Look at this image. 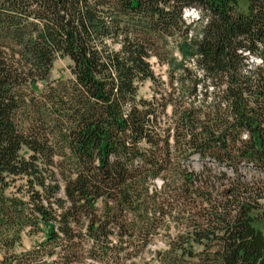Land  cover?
Instances as JSON below:
<instances>
[{"label": "trees", "instance_id": "16d2710c", "mask_svg": "<svg viewBox=\"0 0 264 264\" xmlns=\"http://www.w3.org/2000/svg\"><path fill=\"white\" fill-rule=\"evenodd\" d=\"M246 4L0 0V264H138L163 236L159 264H264V0Z\"/></svg>", "mask_w": 264, "mask_h": 264}, {"label": "rangeland", "instance_id": "374dc122", "mask_svg": "<svg viewBox=\"0 0 264 264\" xmlns=\"http://www.w3.org/2000/svg\"><path fill=\"white\" fill-rule=\"evenodd\" d=\"M239 6V10H242L246 12V0H236ZM186 20L188 23H192L195 21H198L200 18L199 12L198 11H188L186 16ZM174 57L176 58H181L179 57V54L177 51L174 53ZM150 65L152 67L153 73H155L156 81L161 84L162 88L165 89L167 82L169 80V66L166 63L161 62L159 59L152 57L150 60ZM71 66L72 63L68 58H58L53 66L52 70V79L53 80H70L72 78L71 75ZM139 91H138V97L143 100L147 101H152V98L155 96L157 93L158 88H156V85L151 82V81H146L138 86ZM161 90V89H160ZM172 113V109L169 107L167 109L166 115L167 117H170ZM168 122L167 118L163 119V123L166 124ZM201 163L198 161H195L194 166L196 168H199V165ZM24 184V181H17L15 188L10 189V193H14L17 191V187H20ZM256 227L263 232L264 234V216H260L258 219V222L256 223ZM173 234V231H172ZM42 240L41 235L37 236L35 238H29V237H24L22 246L16 248L14 251H11V253L14 254H21L25 253L26 251L31 250L35 244L39 241ZM167 237L163 236L159 239L156 240V242L150 247V249L146 252L144 257L141 259V261L138 264H159L156 256L157 252L165 251L167 250ZM7 255V251L0 245V263L3 261L5 256ZM91 264V263H87Z\"/></svg>", "mask_w": 264, "mask_h": 264}]
</instances>
